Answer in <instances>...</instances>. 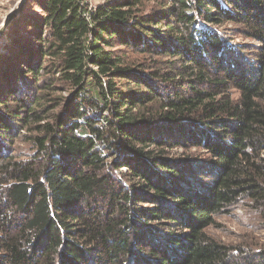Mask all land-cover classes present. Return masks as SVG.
Wrapping results in <instances>:
<instances>
[{
    "label": "trees",
    "instance_id": "16d2710c",
    "mask_svg": "<svg viewBox=\"0 0 264 264\" xmlns=\"http://www.w3.org/2000/svg\"><path fill=\"white\" fill-rule=\"evenodd\" d=\"M147 1L11 24L0 264H264L209 232L243 204L264 220V0Z\"/></svg>",
    "mask_w": 264,
    "mask_h": 264
},
{
    "label": "rangeland",
    "instance_id": "374dc122",
    "mask_svg": "<svg viewBox=\"0 0 264 264\" xmlns=\"http://www.w3.org/2000/svg\"><path fill=\"white\" fill-rule=\"evenodd\" d=\"M33 3H32V2ZM90 8L103 4L105 0H85ZM35 0H0V54L6 52L8 36L11 24L21 16H29L34 12L39 13V9L34 5ZM159 3V2H158ZM164 3V2H162ZM148 7L155 6V0L146 4ZM231 28V27H230ZM238 44L256 45L254 39L238 37L235 39ZM14 149L20 153L21 158L30 154V145L17 142ZM262 215L252 212L243 204L229 214L221 215L216 219L218 226L209 229L217 239L233 245H253L255 248L264 247V220Z\"/></svg>",
    "mask_w": 264,
    "mask_h": 264
}]
</instances>
